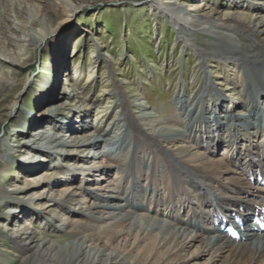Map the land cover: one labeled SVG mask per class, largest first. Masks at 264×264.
Instances as JSON below:
<instances>
[{"label": "bare ground", "instance_id": "obj_1", "mask_svg": "<svg viewBox=\"0 0 264 264\" xmlns=\"http://www.w3.org/2000/svg\"><path fill=\"white\" fill-rule=\"evenodd\" d=\"M150 1L146 17L148 20L154 18L162 26L164 15L168 17L177 32H171L173 38L178 34V44L200 57L194 67L200 69L212 61L210 67L214 78L228 75L229 68L235 71L240 86L234 94L239 97L236 101L233 99L235 105L225 108L232 114L227 116V121H221L224 108L219 110V107L224 105L220 103L221 100L227 102V98L219 93L230 90L227 82L223 84L224 78L223 83L215 84L209 74L202 77L206 82L204 94H217V98L211 97L215 102L206 99L203 103L206 104L204 112L200 108L203 95L196 97L195 93L193 98L185 101L181 95L185 90L180 88L174 92L176 106L180 107L174 117L179 124L176 126L153 120L155 116L149 113V104L141 102L144 97L139 93L132 95L136 100L129 103L119 80L111 76L115 82L112 93L118 96L114 108L118 107L120 116L112 117L111 122V115L108 116L105 128L96 127L94 132H89L94 129L91 113L95 100L86 102L82 96L85 86L69 83L70 92L65 98L80 104L74 111L65 112L68 103L55 104L59 100L56 81L62 73H69L67 57L62 55V49H58L52 63L48 60L52 66V92L44 102L37 104V108L50 105L49 108L39 118L25 120L27 125L23 123L19 128L24 132H19L17 144L0 159L3 162L7 157L11 160L20 157L21 161L15 169L11 167L4 173L19 174L23 186H0V224L11 227L9 239L22 254L21 264H190L204 257L208 258V264H264V233L259 231L257 224V220L264 221V110L259 107L264 105V18L247 17L240 12L222 17L212 12L210 16L206 13L210 10L205 3L207 0L194 3L190 9L186 8L187 0ZM238 1L232 0L235 4L230 5L236 11L245 8V4ZM253 11L262 14L264 6L258 4ZM147 24L145 22L141 27L145 30ZM145 33L146 30L142 34ZM201 36H204V45L196 41ZM5 53L7 49L1 46L0 55ZM8 59L18 65L17 58L9 56ZM79 73L75 74L77 78L81 76ZM93 78L90 74L87 81L93 83ZM193 79L195 77H190L189 81ZM195 82L193 88H203ZM217 85L221 86L220 90ZM4 102L5 99L0 101V114L7 116L4 113L8 108L2 107ZM37 126L42 127L35 130ZM224 130V136L230 133L228 147L223 149L227 154L226 163L207 161L201 152H195L194 147L204 149L210 155L217 153ZM188 139L197 146L188 147L190 152L187 154L182 153L181 144ZM247 140L248 144L243 145ZM102 145L110 150L99 153L98 158L83 154L86 149L91 151ZM142 146L144 155L149 151L153 156L152 162L146 157L139 159L128 150L131 156L127 164H112L111 160L119 162L115 154ZM56 156L62 159V164L52 163ZM238 164L242 169L237 172ZM48 165L51 169L43 172ZM160 165L161 171L154 167L149 180L153 184L168 181L166 188L170 194L163 199L167 205L176 200L179 206L159 212V205H155V210L149 214V207L135 206L145 202V196L136 192L141 189L139 183L144 168ZM119 169L123 172V181L116 183L107 178ZM57 176L59 181L55 180ZM9 178L6 182L15 181L13 175ZM78 182H84V185L79 186ZM91 183L98 186L90 188ZM122 183L132 188L124 190L127 196L116 195L118 185ZM59 184H63V189L55 191ZM182 184L189 185L194 191L185 192ZM141 191L155 192L152 186L143 187ZM159 194L157 191L155 197ZM79 195L84 197L83 204L76 198ZM24 201L32 205L28 206ZM39 203L44 205L41 207ZM3 208L5 211L1 212ZM52 208L58 211L54 219H59L61 213L71 218L63 225L55 226L53 217L45 219ZM214 210L221 212L224 221L228 222L226 226L222 219L219 225H212L210 219ZM38 221L44 229L53 230L61 237L48 242L46 238L39 239L33 226ZM230 227L239 232L240 241L228 235Z\"/></svg>", "mask_w": 264, "mask_h": 264}, {"label": "rangeland", "instance_id": "obj_2", "mask_svg": "<svg viewBox=\"0 0 264 264\" xmlns=\"http://www.w3.org/2000/svg\"><path fill=\"white\" fill-rule=\"evenodd\" d=\"M147 1L0 0V31L3 33L0 34V47L5 46L7 49L5 55H0V101L5 99L2 107L8 108L4 113L7 116H4L3 113L0 114V159L9 148L17 144V141L20 139L19 132H24L23 129L20 130L19 128L23 123L24 126L27 125L25 124V120L32 117L39 118L41 113L49 108L50 105L37 108V104L44 102L52 92L50 88L53 85L50 74L52 66H50L51 64L48 63V60L51 59L52 63V58L58 49H62V55L67 57L69 73H62L56 81V97L59 100L55 104L68 103L69 106L65 112L69 110V112L74 111L80 104H77L72 98H65L66 94L68 95L70 92L69 83L73 82V84H78V86H85L86 90L82 96L86 102L88 103L90 99L95 100L93 103L94 109L91 113V123L94 129H89V132H94L93 130H96V127L100 129L105 128L108 125V123L106 124L108 116L111 115L110 122L112 117L120 116L118 107L114 108L118 96L116 93H112V90L115 88V82L111 80V76L119 80L118 84L121 87V91L129 98V103L136 100V97L132 95L139 93L138 95L144 97L141 102L149 104L148 111L155 116L153 120L159 119L162 122L164 121L163 123L167 122V124L176 126L178 122L174 117L175 113H179L180 107L176 106L174 99L176 94L174 92L177 93L180 88L185 90L181 94L185 101L193 98L195 93L196 97L203 95L204 102H202L200 108L204 112L206 104L203 103L207 101L206 99L209 100L208 102H215L211 100V97L213 99L217 98V94L210 92L204 94L206 82L202 81V77L204 78L205 75L209 74V77H211V80L215 84L217 82L223 83L221 80L224 78L226 81L223 84L227 82L230 90L219 93L227 98V102L221 100L220 104L224 105V107L220 105L219 110L224 108L222 110L223 116L221 117V121L229 119L227 116H230L232 111H227L225 108L228 105L231 107L233 103L235 105L236 103L233 99L236 101L239 97L237 94H234L235 92L238 93L237 88L240 86V82L235 77V71L233 72L229 68L228 71L230 73L225 70L223 71L225 74L227 72L228 75H221L222 78H214L212 73L213 68L210 67L212 61L207 62L200 69L194 67L195 63H199L198 59L200 57L197 56L198 54L191 50L187 51L184 45L178 44V34H175V39L173 38L174 35L171 32H177L171 27V21L168 20L166 15H164L163 26L152 17L148 20L146 17L148 14L147 8L151 4V1ZM204 1L187 0L186 8L190 9L194 3L198 4ZM230 2L232 0H207L205 3L208 4L210 10L206 11V13L211 16L212 12H214L222 17L225 14L240 12L247 17L261 16V18H264V13L259 15L253 13V8H256L258 4L264 6V0H239L240 4H245V8L237 11L234 6L230 7L235 2ZM145 22H148L147 28H145L146 33L142 34L145 31L142 28ZM168 24L170 27H167ZM203 39L204 36H201L196 41L200 45H204ZM9 56L17 58V66L8 59ZM91 71L93 72L91 73ZM76 72H80V78H77ZM90 74L94 75L93 83L87 81ZM190 77H195V79L189 81ZM72 79L74 80L72 81ZM194 80L197 81L195 82L196 84L201 85L203 88H200V90L193 88ZM217 88L220 90L221 86L217 85ZM195 90L198 91L196 92ZM242 100L244 99L241 98ZM259 107L262 111L264 110V105L260 104ZM100 111H104L101 113L104 114L102 118H98L101 115L99 114ZM170 120L173 121L170 122ZM40 127L42 126H37L35 130ZM24 129L26 128L24 127ZM225 134L226 131L224 130V134H222L223 142L219 143L221 147L216 150L217 153L214 155L208 154L204 149H200L201 151L196 149L194 146L197 145H194L193 140L190 139L181 144V147H183L181 148V152L187 154L190 152L188 151V147H194L195 152H201L205 160L214 162L221 160L223 163H226L227 154L224 153L223 149L224 147H228L227 143L230 142L228 141L230 133L224 136ZM248 140L242 144L246 146ZM142 149L143 146L135 149L127 148L121 154H115L119 158V162L116 160H111V162L114 165L119 164V166L127 164L131 156L128 150L139 159H145L144 157H146L149 162H152L153 156L150 155L148 150V154L144 155ZM104 150L109 151L110 147L102 145L91 151L86 149L83 154L89 157L94 155L98 158L99 153L104 152ZM20 162V157L13 160L7 157L5 161H0V186L4 188H10V185L14 187L13 184H15V187L23 186L24 181L21 176H18L19 174L12 172L4 173L5 170L8 171L11 167L15 169L16 165L20 164ZM52 163L55 165L62 164V159L56 156L52 160ZM154 167L157 171H161L162 169V166L145 167L141 173V181L139 183L141 189L143 187L148 189L152 186L155 191L154 194L144 193L141 189H138L136 192L145 196V202H139L135 206L143 204V206L149 207V214L153 213L155 205H159V212L179 206L176 200L167 205L165 199H163L170 194L169 189L166 188L168 181H158L153 184L149 180ZM237 168L235 169L237 172L242 169L239 164ZM50 169L51 166L48 165L42 171ZM220 171L221 169L217 173ZM12 175L16 183L15 181L11 183L6 182ZM122 176L123 172L119 169L104 178L107 177L117 183L118 181H123ZM58 177L55 178L56 181H59ZM258 182L260 184V178ZM77 184L83 186L84 182H78ZM99 184L102 185V182H99ZM97 186L91 183L90 188ZM62 187L63 184H59L55 191L62 190ZM118 187L119 191L116 195L123 194L127 196L128 194L124 190L127 188L132 190L126 183H122ZM182 188L185 192L189 190L194 191L193 188L186 184H182ZM157 191L160 194L155 197ZM76 198L81 203L84 200L83 195H79ZM24 203L27 204L28 202L24 201ZM27 205L30 206L32 203H28ZM38 205L42 207L44 203H39ZM4 211L5 209L3 208L1 212ZM61 214L59 219H54L58 215V211L52 208V212L45 219L53 217L55 226L63 225L67 221L66 219L71 217L67 214L64 215V213ZM222 216L221 219H223ZM22 221L24 222L25 220ZM5 225L3 223L0 224V264H21L22 254L16 250L14 242L9 239L11 227L9 228L8 225ZM33 226L38 232V238H46V242L61 237V234L55 233L53 230L44 229V225L40 221L33 224ZM207 259V257H204L190 264H208Z\"/></svg>", "mask_w": 264, "mask_h": 264}]
</instances>
